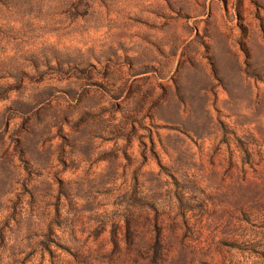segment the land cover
<instances>
[{
    "label": "rangeland",
    "instance_id": "374dc122",
    "mask_svg": "<svg viewBox=\"0 0 264 264\" xmlns=\"http://www.w3.org/2000/svg\"><path fill=\"white\" fill-rule=\"evenodd\" d=\"M0 264H264V0H0Z\"/></svg>",
    "mask_w": 264,
    "mask_h": 264
}]
</instances>
